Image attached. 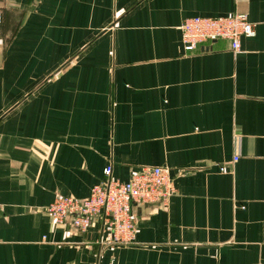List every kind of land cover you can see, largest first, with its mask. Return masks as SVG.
Returning <instances> with one entry per match:
<instances>
[{
  "label": "crops",
  "instance_id": "1",
  "mask_svg": "<svg viewBox=\"0 0 264 264\" xmlns=\"http://www.w3.org/2000/svg\"><path fill=\"white\" fill-rule=\"evenodd\" d=\"M255 35L185 52L190 17ZM0 264H264V0H0ZM234 158H237L234 161ZM168 169L135 239L89 248L46 213L103 180Z\"/></svg>",
  "mask_w": 264,
  "mask_h": 264
},
{
  "label": "built area",
  "instance_id": "2",
  "mask_svg": "<svg viewBox=\"0 0 264 264\" xmlns=\"http://www.w3.org/2000/svg\"><path fill=\"white\" fill-rule=\"evenodd\" d=\"M180 31L185 52H193L199 44L216 40L228 41L231 51L238 52L240 40L255 35L252 24L243 13L219 18H186ZM175 193L166 168L146 167L121 182L113 176L109 164L103 170L102 182L94 185L86 198L56 196L47 206L46 213L55 225L70 223L80 232H86L91 224L97 223L99 235L88 247L102 253L111 247L134 243L136 220L133 206L163 204Z\"/></svg>",
  "mask_w": 264,
  "mask_h": 264
},
{
  "label": "water",
  "instance_id": "3",
  "mask_svg": "<svg viewBox=\"0 0 264 264\" xmlns=\"http://www.w3.org/2000/svg\"><path fill=\"white\" fill-rule=\"evenodd\" d=\"M159 203H155V204H146V207H153V206H156L158 205Z\"/></svg>",
  "mask_w": 264,
  "mask_h": 264
}]
</instances>
